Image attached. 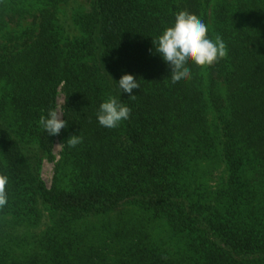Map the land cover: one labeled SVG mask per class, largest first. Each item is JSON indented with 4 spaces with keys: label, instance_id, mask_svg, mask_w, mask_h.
I'll list each match as a JSON object with an SVG mask.
<instances>
[{
    "label": "trees",
    "instance_id": "trees-1",
    "mask_svg": "<svg viewBox=\"0 0 264 264\" xmlns=\"http://www.w3.org/2000/svg\"><path fill=\"white\" fill-rule=\"evenodd\" d=\"M71 1L0 0V264H264V0L62 15ZM185 10L228 55L173 84L153 40ZM60 96L68 126L48 135ZM110 96L131 109L116 128L97 118Z\"/></svg>",
    "mask_w": 264,
    "mask_h": 264
},
{
    "label": "clouds",
    "instance_id": "clouds-1",
    "mask_svg": "<svg viewBox=\"0 0 264 264\" xmlns=\"http://www.w3.org/2000/svg\"><path fill=\"white\" fill-rule=\"evenodd\" d=\"M153 43L163 60L171 69L173 84L191 78V70L187 66L192 62L197 67H211L228 55L227 46L222 37L217 34L215 39L208 36V27L197 15L188 11H180L175 15L174 24L167 27ZM120 90L128 93L131 99L133 90L140 88L137 79L132 74H124L117 82ZM131 109L119 102L116 97L110 96L101 103L97 118L99 124L108 128H116L120 122L130 117ZM39 125L48 135H59L61 130L68 126L58 110L50 109L47 117L41 116ZM82 143V136L72 135L67 140L69 148ZM8 177L0 175V208L7 205L8 194L6 185Z\"/></svg>",
    "mask_w": 264,
    "mask_h": 264
},
{
    "label": "rangeland",
    "instance_id": "rangeland-1",
    "mask_svg": "<svg viewBox=\"0 0 264 264\" xmlns=\"http://www.w3.org/2000/svg\"><path fill=\"white\" fill-rule=\"evenodd\" d=\"M89 4V0H72L70 5L67 8L62 9V15H64L65 13H69L70 15H72V12L75 8H77L80 5H88ZM62 106H63V97L60 96L59 98V108H58V112L60 113L61 117H62ZM62 146L60 143H58L57 145V156H59L60 152H61ZM53 170H54V166L51 164H46L45 168H44V172H43V178L46 182V184L50 187L52 180H53Z\"/></svg>",
    "mask_w": 264,
    "mask_h": 264
}]
</instances>
